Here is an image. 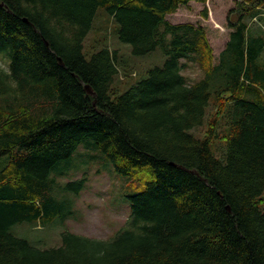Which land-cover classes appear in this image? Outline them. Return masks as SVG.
I'll return each instance as SVG.
<instances>
[{"label":"trees","instance_id":"obj_1","mask_svg":"<svg viewBox=\"0 0 264 264\" xmlns=\"http://www.w3.org/2000/svg\"><path fill=\"white\" fill-rule=\"evenodd\" d=\"M190 2L206 0H0V264H264V38L249 25L264 0H233L216 62L202 26L166 19ZM99 10L163 66L114 87L116 51L83 52ZM188 62L203 72L193 83ZM92 162L128 183L113 237L63 231L37 249L10 233L71 218L84 179L59 180Z\"/></svg>","mask_w":264,"mask_h":264},{"label":"rangeland","instance_id":"obj_2","mask_svg":"<svg viewBox=\"0 0 264 264\" xmlns=\"http://www.w3.org/2000/svg\"><path fill=\"white\" fill-rule=\"evenodd\" d=\"M204 10L206 17H203ZM237 18V7L233 0H206L204 4L190 2L187 6H181L175 13L166 16L172 24L191 23L202 26L206 31L215 62L232 30L229 21L234 22ZM263 23L264 21L259 18L249 25L253 30L259 29V34L264 38ZM114 27L113 21L99 10L83 42V52L87 53L88 57L91 51L101 49L103 46H106L110 52L116 51L119 73L115 78L114 87L123 91L145 77L149 69L162 67L165 56L160 49L143 56L133 55L131 46L118 39L114 33ZM0 67L7 70L6 62L1 57ZM182 75L189 83H193L202 77L203 72L197 64L188 62ZM212 113V107H209L202 125L190 130V134L197 139H203L208 127V118ZM211 150L213 155L219 158L220 151L215 150L213 145ZM4 162V158H1L0 166ZM79 179H84V187L77 196L72 197L74 214L71 218L63 221L55 220L44 226L19 223L10 228V233L37 249L58 246L63 231L99 240H108L113 237L125 226L130 215V208L123 198V195L129 191L128 183L126 184L125 178L118 176L113 168L108 169L98 162L80 166L77 171H73L59 181L66 183Z\"/></svg>","mask_w":264,"mask_h":264},{"label":"water","instance_id":"obj_3","mask_svg":"<svg viewBox=\"0 0 264 264\" xmlns=\"http://www.w3.org/2000/svg\"><path fill=\"white\" fill-rule=\"evenodd\" d=\"M57 60H58V62H60L59 59H57ZM60 63H61V62H60ZM84 90L87 92V94L93 96V92H92V90L89 88L88 85H85V86H84ZM228 209H229V208H227V210H228Z\"/></svg>","mask_w":264,"mask_h":264}]
</instances>
